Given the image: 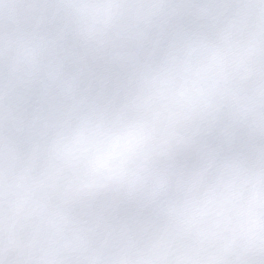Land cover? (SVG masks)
Masks as SVG:
<instances>
[{
  "label": "snow or ice",
  "instance_id": "1",
  "mask_svg": "<svg viewBox=\"0 0 264 264\" xmlns=\"http://www.w3.org/2000/svg\"><path fill=\"white\" fill-rule=\"evenodd\" d=\"M0 264H264V0H0Z\"/></svg>",
  "mask_w": 264,
  "mask_h": 264
}]
</instances>
